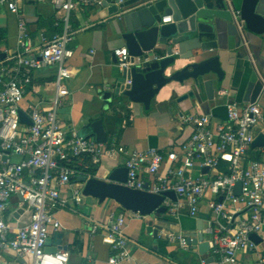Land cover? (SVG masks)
Segmentation results:
<instances>
[{
    "label": "built area",
    "instance_id": "obj_1",
    "mask_svg": "<svg viewBox=\"0 0 264 264\" xmlns=\"http://www.w3.org/2000/svg\"><path fill=\"white\" fill-rule=\"evenodd\" d=\"M48 1L57 10L55 24L62 22L64 32L37 48L21 13L22 0H0V17L4 11L19 17L16 49L0 58V264L6 252L29 256L30 264H70L66 253L46 252L49 229L59 230L57 213L83 197L84 184L76 182V178L79 175L91 178L86 172L89 163L100 167L104 159L114 160L119 155L125 157L124 166L128 169L122 185L154 194L175 193V201L165 197L162 203L169 216L177 217L185 209L189 216L197 218L204 198H209L210 217L202 233L208 236L209 246L218 256L216 264H240V253L253 255L254 264H264V161L248 157L255 128L262 120L258 101L238 103L228 99L226 119L215 123L206 114L182 116L183 124L192 127V134L186 142L168 151L128 149L79 136L76 131L64 128L56 107L46 112L35 110L30 116L31 125L20 123L21 104L32 85L34 72L58 66L60 78L71 77L66 67L74 55L70 47L71 12L101 6V0ZM162 22L172 20L168 17ZM113 55L121 70L134 64L126 47L115 49ZM13 154L21 156L20 161H10ZM238 183L239 194L235 191ZM62 189L69 192V198L63 196ZM13 196H19L27 204L30 222L10 236L5 214ZM126 220L124 212H112L108 222H93L90 227L91 234L101 232L110 244L114 252L110 264L131 258L124 234ZM252 234L263 240L256 243L250 239ZM164 236L183 250L192 247L194 236L174 231H167ZM198 264L207 261L202 259Z\"/></svg>",
    "mask_w": 264,
    "mask_h": 264
},
{
    "label": "crops",
    "instance_id": "obj_2",
    "mask_svg": "<svg viewBox=\"0 0 264 264\" xmlns=\"http://www.w3.org/2000/svg\"><path fill=\"white\" fill-rule=\"evenodd\" d=\"M234 1L240 7L242 0ZM20 7L35 47H41L44 41L64 32L62 22L55 24L57 10L48 0H22ZM258 11L264 15V0H259ZM116 16L111 15L103 6L97 5L71 12L69 25L73 32V41L70 47L74 55L66 64L71 77L60 78L58 66H48L34 72L32 85L27 89L21 104L23 114L30 118L35 110L46 112L56 107L64 128L76 131L79 136H93L89 139H94L93 131L84 128L101 120L108 134L107 143H115L128 149L154 148L168 151L173 146L186 142L192 134V127L183 124L182 116L206 114L212 117L213 123L225 120L226 101L233 99L238 103H245L244 95L251 72L261 69L260 62L264 67V46L261 47L254 40L249 60L237 59L235 65L227 68L224 81L227 95L217 92L214 100L208 101L205 91L200 92L202 99L209 103L207 110L196 106L190 99L177 102L179 97L188 92L189 87L172 85L160 90L149 112L135 115L131 105L121 107L114 98L113 90L120 68L114 60L113 51L125 47L119 39L120 23ZM18 19L17 15L5 11L0 17L3 56L16 49ZM86 24L90 27H86ZM257 101L261 107V119L264 121L263 92ZM261 131L264 132V128ZM248 157L264 161V148H250ZM9 159L18 162L21 156L13 154ZM124 164L123 155L114 160L104 159L96 177L106 179L111 170ZM192 174L195 175L196 172ZM142 178L148 180L146 175ZM61 191L63 196L69 198L67 190ZM208 199L204 198L200 214L193 218L185 209L177 217L167 214L138 217L136 213L123 210L113 200L107 199L100 204L93 197H82L79 202L71 201L68 208L57 213L56 218L61 228L49 229L47 244L51 248H57L58 252L68 254L70 264H110L109 259L114 255L110 244L101 232L91 234L90 227L93 222H108L112 212H124L127 218L124 234L129 241L131 258L118 264H198L202 259H206L207 264H216L218 256L211 248L206 254H200L193 247L183 250L164 236L167 231L195 236L198 232L197 223L202 221L203 227L208 223ZM5 220L10 236L30 222V210L19 196L12 197ZM149 221L162 228L155 236L147 232ZM58 233L61 234L60 238L56 236ZM262 235L264 236V232ZM204 237L205 240L209 239L206 235ZM262 249L264 251V243ZM254 259L253 255H238L240 264H254ZM2 262L30 264L31 257H18L6 252L2 255Z\"/></svg>",
    "mask_w": 264,
    "mask_h": 264
},
{
    "label": "water",
    "instance_id": "obj_3",
    "mask_svg": "<svg viewBox=\"0 0 264 264\" xmlns=\"http://www.w3.org/2000/svg\"><path fill=\"white\" fill-rule=\"evenodd\" d=\"M258 2L242 0L237 7L234 0H101L103 8L111 15H117L119 39L134 62L129 69H120L113 90L114 98L121 107L131 105L135 115H143L150 111L162 88L178 85L189 87V90L177 102L190 99L196 106L207 110L209 103L202 99L200 92L205 91L208 101L214 100L217 92L226 91L224 81L228 66L235 65L237 59L249 60L254 40L264 46V15L258 11ZM168 17L172 22L163 23L162 19ZM259 66L261 69L249 76L245 103L257 102L262 92V62ZM19 121L25 125L32 124L31 118L21 111ZM263 128L264 121L261 120L255 128L251 148H264ZM84 129L93 131L96 142L107 143L108 134L103 121L97 120ZM127 175L128 169L121 166L111 170L106 179L79 175L76 182L84 184L83 197H93L100 204L109 199L124 210L144 217L166 214L162 205L164 198L175 201V193L154 194L126 187L121 183L126 182ZM240 190L241 184L238 183L235 191L239 194ZM161 229L149 221V234L155 236ZM202 229V221H199L198 232L190 244L200 254H206L210 246ZM57 235L61 237V234ZM250 239L258 244L261 242L256 234H252ZM57 251L47 244L46 252Z\"/></svg>",
    "mask_w": 264,
    "mask_h": 264
},
{
    "label": "trees",
    "instance_id": "obj_4",
    "mask_svg": "<svg viewBox=\"0 0 264 264\" xmlns=\"http://www.w3.org/2000/svg\"><path fill=\"white\" fill-rule=\"evenodd\" d=\"M2 34L0 32V56L2 55L1 52V41H2ZM89 163V161H87ZM99 166L98 165H93L91 163H89V169L86 171L88 175H90L91 177L96 176L97 170H98Z\"/></svg>",
    "mask_w": 264,
    "mask_h": 264
},
{
    "label": "rangeland",
    "instance_id": "obj_5",
    "mask_svg": "<svg viewBox=\"0 0 264 264\" xmlns=\"http://www.w3.org/2000/svg\"><path fill=\"white\" fill-rule=\"evenodd\" d=\"M123 209V208H122ZM124 210V209H123Z\"/></svg>",
    "mask_w": 264,
    "mask_h": 264
}]
</instances>
